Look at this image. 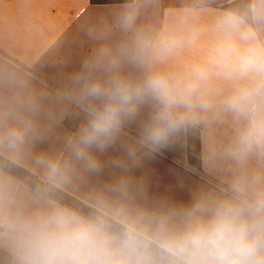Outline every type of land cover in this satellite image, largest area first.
<instances>
[{
    "label": "crops",
    "instance_id": "1",
    "mask_svg": "<svg viewBox=\"0 0 264 264\" xmlns=\"http://www.w3.org/2000/svg\"><path fill=\"white\" fill-rule=\"evenodd\" d=\"M234 1L0 0V138L13 127L30 128L17 149L0 139V153L173 252L171 241L183 231L185 213L197 201L228 198L235 181L250 191H264V140L243 158L233 155L239 136L264 124V92L247 116L237 117L223 106L239 88H264V78L213 75L200 89L211 103L202 120L155 149L141 143L157 107L144 103L108 147L89 149L97 161L94 169L74 150L90 110L103 103L87 98L84 89L92 83L107 85L116 75L133 82L152 72L190 78L192 67L204 64L225 41L217 21L229 12L243 16L242 29L249 34L246 41L237 40L238 46L264 52V22L251 23L241 12L223 7ZM253 8L264 10V0H251ZM128 13L135 14V22L126 29ZM138 34L174 38L182 45L140 66L129 58ZM56 208L95 222L0 167V248L13 256L11 264L24 262L12 226L46 217ZM103 228L114 239L111 259L117 264H168L137 245L122 248L125 238Z\"/></svg>",
    "mask_w": 264,
    "mask_h": 264
},
{
    "label": "clouds",
    "instance_id": "2",
    "mask_svg": "<svg viewBox=\"0 0 264 264\" xmlns=\"http://www.w3.org/2000/svg\"><path fill=\"white\" fill-rule=\"evenodd\" d=\"M249 14L255 22H264V10L253 8ZM134 22V13L124 15L126 29L132 28ZM244 23L238 13L223 15L217 21V29L226 37L225 41L204 64L193 66L190 78L183 81L152 72L135 82L116 75L107 85L86 86L84 95L103 103L90 110L89 122L74 144L78 158L89 168H96L97 161L89 149L102 151L108 147L124 122L135 117L140 106L148 101L157 107L141 143L155 149L202 120L201 114L211 103L200 94V89L213 75L264 78V52L237 44V40L246 41L249 37L242 29ZM181 45L182 41L174 38L153 40L138 34L129 58L132 63L144 66L171 55ZM226 67L229 70L225 73ZM217 69L219 72L214 71ZM262 92L264 88H239L224 100V109L237 117L247 116ZM29 131L27 125L13 127L0 139L17 149ZM258 140H264V124L246 129L239 136L233 155L243 158ZM185 219L183 231L171 241L177 257L175 264H264V191H250L244 182L235 181L228 198L201 199L185 213ZM12 227L24 254L23 264H117L111 259L114 239L103 226L69 210L56 208L46 217ZM136 243L132 236L120 242L124 249H133Z\"/></svg>",
    "mask_w": 264,
    "mask_h": 264
},
{
    "label": "trees",
    "instance_id": "3",
    "mask_svg": "<svg viewBox=\"0 0 264 264\" xmlns=\"http://www.w3.org/2000/svg\"><path fill=\"white\" fill-rule=\"evenodd\" d=\"M127 1H131V0H92V2L94 3L127 2ZM223 7L228 10L241 12L248 21H250L251 23L253 22V19L249 14L251 10V0H236L234 2L225 4ZM78 122H79L78 119H75L72 121V124L76 126L78 125ZM191 161L195 166L197 167L200 166L198 160L191 157ZM0 167L20 177L31 186L39 190H42L43 192L50 195L60 203L94 220L95 222L100 223L103 227L116 233L117 235H120L123 238H126L127 236L134 237L137 242L136 245L139 248L151 253L152 255L156 256L159 259H162L168 264H175L177 257L174 255L173 252L165 249L164 247L158 245L157 243L153 242L152 240L148 239L142 234L134 231L133 229L127 227L126 225L120 223L119 221L111 218L104 212L78 199L77 197L66 192L60 187L50 182H44L34 172H32L27 168H24L23 166L19 165L18 163L14 162L13 160H11L10 158L6 157L1 153H0ZM13 168H17L23 171L25 174H27L30 177V179H27L24 176L20 175L19 173L14 171ZM50 190L55 191L63 198L55 195ZM12 262H13V256L9 252L0 248V264H11ZM17 264H23V262L17 261Z\"/></svg>",
    "mask_w": 264,
    "mask_h": 264
},
{
    "label": "rangeland",
    "instance_id": "4",
    "mask_svg": "<svg viewBox=\"0 0 264 264\" xmlns=\"http://www.w3.org/2000/svg\"><path fill=\"white\" fill-rule=\"evenodd\" d=\"M8 166V165H7ZM13 170L14 171H16L17 173H19L20 175H22V176H24L25 178H27V179H30V177L27 175V174H25L23 171H21V170H19V169H17V168H13ZM52 193H54L55 195H57V196H59V197H62L61 195H59L58 193H56L55 191H53V190H50ZM63 198V197H62ZM5 258V257H4ZM18 262H20L19 260H17Z\"/></svg>",
    "mask_w": 264,
    "mask_h": 264
}]
</instances>
